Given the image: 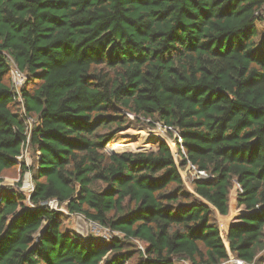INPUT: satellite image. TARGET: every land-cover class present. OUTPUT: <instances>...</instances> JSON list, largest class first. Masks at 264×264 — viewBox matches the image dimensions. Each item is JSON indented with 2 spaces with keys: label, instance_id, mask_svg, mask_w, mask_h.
Masks as SVG:
<instances>
[{
  "label": "trees",
  "instance_id": "trees-1",
  "mask_svg": "<svg viewBox=\"0 0 264 264\" xmlns=\"http://www.w3.org/2000/svg\"><path fill=\"white\" fill-rule=\"evenodd\" d=\"M263 21L264 0H0V177L20 166L34 183L0 187V264H261ZM10 59L35 82L29 166ZM141 119L177 129L183 159L165 140L107 150ZM189 162L208 174L191 187ZM72 214L112 237L84 241Z\"/></svg>",
  "mask_w": 264,
  "mask_h": 264
},
{
  "label": "rangeland",
  "instance_id": "rangeland-1",
  "mask_svg": "<svg viewBox=\"0 0 264 264\" xmlns=\"http://www.w3.org/2000/svg\"><path fill=\"white\" fill-rule=\"evenodd\" d=\"M258 27V33L261 35L264 33V21L262 23L257 24ZM10 68H11V75L10 79L14 86V89L17 93V100L21 105L22 111L24 110V101L23 96L21 94V89L24 87H27L29 89H32L33 84L35 82H31L29 84V77L23 73V79L21 83L17 82L16 64L10 59ZM127 114L130 116L131 119H135V116L132 113L127 112ZM134 123L132 127H127L123 129L121 132L117 134V136L110 142V144L107 146L108 151L112 150H148V149H154L157 147V145L161 141H167L170 146L173 148L174 157L178 161H181L183 159L182 154L180 153V150L183 149V146L181 145V138L182 136L179 134L177 129L174 128H166L163 125H161V122H157L156 125L149 124L148 121L141 119L139 122ZM114 146V147H113ZM24 156L18 157V161L20 165H25L26 162L31 165L33 164L32 160V154L29 147L24 149ZM27 165V164H26ZM182 174L184 176V180L188 187H191V182L197 178L196 173L194 170H190L188 166H186L182 170ZM21 180L22 184L20 186V190L23 191L27 195H31L32 191L34 190V183L32 175L29 171H27L24 176L21 175V169L20 166L17 168L10 170L8 172H5L3 176L0 177V187L1 186H12V187H18L17 182ZM235 192L232 193V204H231V210H235L237 208L236 199H235ZM57 201H52L50 205L52 204L55 209H58L66 214H69L68 208H67V202L63 203L62 205H58ZM219 224L221 227V230L223 232L226 231L227 221L228 218H225L223 216H218ZM64 226L66 228H69L73 232L77 233L79 237H81L84 241L87 242H93V241H105L109 240L113 232L110 231L107 228H103L100 225L90 222L85 219L84 216L78 215V214H72L68 217V219L65 221ZM141 246V245H140ZM263 254V253H262ZM261 254V255H262ZM177 264H191L186 259H178ZM257 264V263H255Z\"/></svg>",
  "mask_w": 264,
  "mask_h": 264
},
{
  "label": "built area",
  "instance_id": "built-area-1",
  "mask_svg": "<svg viewBox=\"0 0 264 264\" xmlns=\"http://www.w3.org/2000/svg\"><path fill=\"white\" fill-rule=\"evenodd\" d=\"M15 76L17 77V82L18 83H21V81H22V79H23V72H21L18 68L16 69V74H15ZM22 114V117H23V119H24V121H25V125H26V133H27V143H26V145H24V147H23V151H22V154L19 156L20 158L21 157H23L24 156V149L25 148H27L28 147V142H29V140H30V134H31V131H32V129H33V127H34V124H35V118H33V117H31V116H27V114H26V112H25V109L23 110V112L21 113ZM161 125H163L164 127H166V128H168L166 125H164V124H162V123H160ZM169 129H171V128H169ZM182 139V138H181ZM181 142V144H182V140L180 141ZM183 146V145H182ZM182 152L184 153V154H186V152H185V150H184V147H183V149H182ZM26 164L29 166V164L26 162ZM188 168L190 169V170H194L195 171V173L197 174L196 175V177L197 178H199V177H208V174L206 173V172H204V171H201V170H198L197 168H196V166L195 165H193L191 162H189L188 163ZM183 172V171H182ZM183 178H184V176H183ZM242 190V188L240 187V185H236V187H235V194H237V192H236V190ZM52 202V201H51ZM58 204V203H57ZM51 207H53V205L51 204L50 205ZM230 219V218H229ZM141 248H143V246L141 245ZM222 264H251V263H248L247 261H245V260H243V259H239V258H236V257H233V256H230V258L227 260V261H225V262H223ZM252 264H255V262L254 263H252ZM261 264H264V252H263V261H262V263Z\"/></svg>",
  "mask_w": 264,
  "mask_h": 264
},
{
  "label": "water",
  "instance_id": "water-1",
  "mask_svg": "<svg viewBox=\"0 0 264 264\" xmlns=\"http://www.w3.org/2000/svg\"><path fill=\"white\" fill-rule=\"evenodd\" d=\"M42 238V234H40L38 237H37V241H40Z\"/></svg>",
  "mask_w": 264,
  "mask_h": 264
},
{
  "label": "crops",
  "instance_id": "crops-1",
  "mask_svg": "<svg viewBox=\"0 0 264 264\" xmlns=\"http://www.w3.org/2000/svg\"><path fill=\"white\" fill-rule=\"evenodd\" d=\"M228 227V222H227V226H226V228Z\"/></svg>",
  "mask_w": 264,
  "mask_h": 264
}]
</instances>
